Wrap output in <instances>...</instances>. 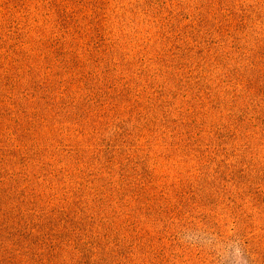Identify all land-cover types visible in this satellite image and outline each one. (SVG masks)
Listing matches in <instances>:
<instances>
[{"label":"rangeland","instance_id":"1","mask_svg":"<svg viewBox=\"0 0 264 264\" xmlns=\"http://www.w3.org/2000/svg\"><path fill=\"white\" fill-rule=\"evenodd\" d=\"M0 264H264V0H0Z\"/></svg>","mask_w":264,"mask_h":264}]
</instances>
